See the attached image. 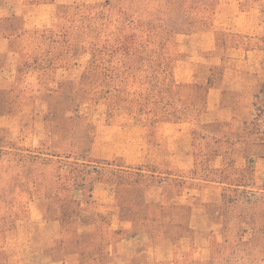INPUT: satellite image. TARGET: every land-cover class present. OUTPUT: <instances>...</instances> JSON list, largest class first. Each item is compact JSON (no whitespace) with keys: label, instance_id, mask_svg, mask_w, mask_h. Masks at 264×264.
<instances>
[{"label":"rangeland","instance_id":"374dc122","mask_svg":"<svg viewBox=\"0 0 264 264\" xmlns=\"http://www.w3.org/2000/svg\"><path fill=\"white\" fill-rule=\"evenodd\" d=\"M0 264H264V0H0Z\"/></svg>","mask_w":264,"mask_h":264},{"label":"crops","instance_id":"0c3cea01","mask_svg":"<svg viewBox=\"0 0 264 264\" xmlns=\"http://www.w3.org/2000/svg\"><path fill=\"white\" fill-rule=\"evenodd\" d=\"M223 89H225L223 84H219V85L217 84V85H213L212 86V90L218 96L219 109H221L219 112L220 113L224 112L225 113V115H224L225 118H223V119L229 121V120H231V117L234 114V110H233V106H232L231 103H230L231 105L221 104V101H222V98H223V95H224L223 94V91H224ZM237 91H239V93H245V90H243V91L242 90H237ZM246 93H250V92H246ZM215 116H216V114H215ZM218 120H222V119L218 116Z\"/></svg>","mask_w":264,"mask_h":264}]
</instances>
